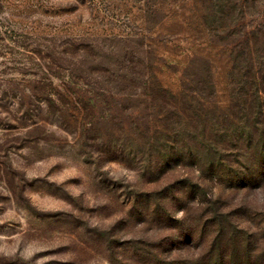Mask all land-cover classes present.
<instances>
[{
  "label": "rangeland",
  "instance_id": "1",
  "mask_svg": "<svg viewBox=\"0 0 264 264\" xmlns=\"http://www.w3.org/2000/svg\"><path fill=\"white\" fill-rule=\"evenodd\" d=\"M225 1L213 43L217 0H0V264H264V143L204 162L142 95L153 70L193 94L201 50L264 30V0Z\"/></svg>",
  "mask_w": 264,
  "mask_h": 264
},
{
  "label": "trees",
  "instance_id": "2",
  "mask_svg": "<svg viewBox=\"0 0 264 264\" xmlns=\"http://www.w3.org/2000/svg\"><path fill=\"white\" fill-rule=\"evenodd\" d=\"M217 2L222 3L219 5L221 10L226 11L213 20V24L217 23L220 29L216 30L215 34L207 33L206 28L211 24L207 18V12L200 19L201 37L199 39L213 43L223 41L225 38L233 39L238 35V30H232L230 27V31H221L220 26L223 21H232L233 12L230 13L229 10L234 11L235 7L227 5L230 2L225 0H217ZM216 11L215 7L211 15H214ZM222 35L225 37L222 38ZM243 37L240 50L236 47H226L225 50L220 49L219 55L217 52L200 51L205 63L203 69H198L197 74L201 77L193 81L192 84H195L196 88L192 90L191 95L187 93L188 90L185 87L166 86L154 70L150 74H144L146 79L140 75L144 80L142 95L147 106L153 111L157 110L158 115L165 116L160 124L164 138L174 136L178 138V143L184 141L180 135L185 133L190 138H199L201 140V147L198 148L200 158L205 151L207 156H215L221 154L222 150L228 149V147H219L217 144L237 143L238 148L242 147L243 151L250 152L253 145L257 148L264 143V51L259 48L264 47V30L257 28L255 31L245 32ZM134 54L136 55L135 52ZM217 61L221 65H217ZM139 66V63H125V66L121 68L123 79L130 74L136 75L134 70ZM221 73L225 80L226 102L224 105L220 104L218 96L220 92L218 79ZM69 109L76 110L79 114L82 111L81 107L75 104ZM251 125L258 126L256 129H261V132L251 129ZM184 146L178 145L179 158H183ZM189 150L192 149L189 148ZM238 150L237 162L240 164V160L245 159V156L240 149ZM258 164H260L259 160L251 163L252 166ZM229 165L230 163L220 162L214 168L224 170L220 171L223 174L231 170L232 167ZM262 167L264 164L260 166Z\"/></svg>",
  "mask_w": 264,
  "mask_h": 264
}]
</instances>
